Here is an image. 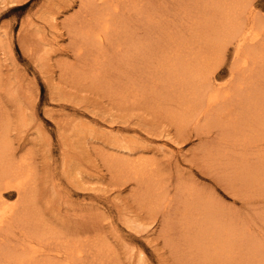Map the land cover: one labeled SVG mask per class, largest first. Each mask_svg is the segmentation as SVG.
<instances>
[{
  "label": "rangeland",
  "instance_id": "obj_1",
  "mask_svg": "<svg viewBox=\"0 0 264 264\" xmlns=\"http://www.w3.org/2000/svg\"><path fill=\"white\" fill-rule=\"evenodd\" d=\"M210 1L0 0V146L12 179L31 170L27 230L93 264H264V102L252 130L232 123L250 118L244 96L190 108L200 67L225 70L220 82L242 70L216 39L250 7L263 34L246 46L255 77L264 0ZM104 22L107 39L92 40ZM204 205L243 229L228 260Z\"/></svg>",
  "mask_w": 264,
  "mask_h": 264
},
{
  "label": "bare ground",
  "instance_id": "obj_2",
  "mask_svg": "<svg viewBox=\"0 0 264 264\" xmlns=\"http://www.w3.org/2000/svg\"><path fill=\"white\" fill-rule=\"evenodd\" d=\"M98 4H107L111 0H96ZM216 0H211L210 3H215ZM210 9L214 8L216 5ZM250 6H252L250 4ZM223 7H228L226 4ZM218 10V9H217ZM224 8L219 9V17L223 16ZM226 14L228 12H225ZM105 14V13H104ZM225 14V15H226ZM104 18L103 21H106ZM257 20V19H256ZM108 23L104 22L102 28L99 30H88L91 39L96 42H102L107 39ZM263 34L261 29L256 27L255 14L253 8L250 7L245 12V16L240 15H226L225 25L222 29V34L216 39V44L219 48L224 49L227 45L231 46V55L235 63L241 60L242 70L230 68L227 72L228 78L225 82H220L218 79L225 70H206L202 72L200 67L192 77L197 85L190 88L193 101H197L190 108H194L201 104L202 110L207 112L216 106L223 104L232 99V94L245 97L246 106L243 108L246 115H250L246 123H237V119L233 118V126L245 125L250 130L257 125L256 115L254 114L257 107L258 100L264 102V57H261L260 66L254 77L252 71L256 69L253 62L250 61V54L252 53L246 48L248 45H253L255 42L261 40ZM105 37V38H104ZM254 50V49H253ZM253 60V57H252ZM244 70H249V75L244 74ZM251 70V71H250ZM243 75L241 81H237L238 73ZM245 91L243 92V90ZM250 109H252L250 111ZM262 126L264 129V117L262 118ZM264 139V136H263ZM8 149L0 146V264H93L85 260L83 250L80 245L70 243L69 241L58 240L54 235L46 237L41 236V233L34 229L32 225L31 230L26 229V224L30 223L29 215L32 213L30 204H21V196L26 182L31 178L28 166L20 165L22 170H17L15 178L12 179L8 171L10 168L4 167V160L7 156ZM255 169L256 168H252ZM264 175V172L262 173ZM251 177V175H250ZM255 179V176H253ZM13 189L18 198L16 203H7L8 197L12 194L8 190ZM203 210L207 218V222L212 225L211 228L206 227L204 232H209L216 242H219L221 237L220 231L224 233V238L221 240V254L223 258L230 259L233 242L239 235V230L243 232L242 228L233 225H225V223L218 222V216L223 218L220 213L215 212L211 206L204 205ZM219 224V225H218ZM221 228V229H220ZM18 230V231H16ZM17 232L21 234L19 237ZM245 235V233H244ZM18 236V237H16ZM247 236V234H246ZM246 239V238H245ZM220 253H218L219 255Z\"/></svg>",
  "mask_w": 264,
  "mask_h": 264
}]
</instances>
